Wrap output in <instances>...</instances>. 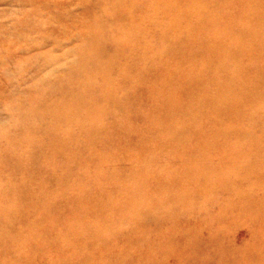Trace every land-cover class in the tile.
I'll return each instance as SVG.
<instances>
[{
    "label": "rangeland",
    "instance_id": "rangeland-1",
    "mask_svg": "<svg viewBox=\"0 0 264 264\" xmlns=\"http://www.w3.org/2000/svg\"><path fill=\"white\" fill-rule=\"evenodd\" d=\"M0 264H264V0H0Z\"/></svg>",
    "mask_w": 264,
    "mask_h": 264
}]
</instances>
